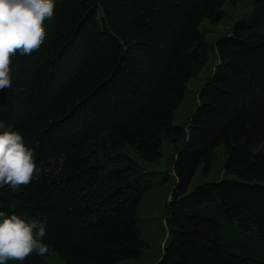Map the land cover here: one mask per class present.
<instances>
[{
    "label": "trees",
    "instance_id": "1",
    "mask_svg": "<svg viewBox=\"0 0 264 264\" xmlns=\"http://www.w3.org/2000/svg\"><path fill=\"white\" fill-rule=\"evenodd\" d=\"M236 6L239 0H230ZM227 0H55L38 52L12 61L0 121L21 133L42 170L0 211L47 225L65 264H120L150 248L138 212L160 175L143 162L176 150L168 242L156 264H264V0L209 45ZM219 58L187 126L175 124L189 82ZM224 147L232 177L190 190ZM161 178V182L167 180ZM46 253L7 264H48Z\"/></svg>",
    "mask_w": 264,
    "mask_h": 264
},
{
    "label": "clouds",
    "instance_id": "2",
    "mask_svg": "<svg viewBox=\"0 0 264 264\" xmlns=\"http://www.w3.org/2000/svg\"><path fill=\"white\" fill-rule=\"evenodd\" d=\"M54 7L55 0H0V92L13 86V58L39 51L46 37L44 22L53 17ZM41 171L35 150L12 125L0 121V188L19 194L22 186L39 179ZM17 205L13 200V211H0V264L49 251L44 243L46 223L21 218L14 211Z\"/></svg>",
    "mask_w": 264,
    "mask_h": 264
},
{
    "label": "rangeland",
    "instance_id": "3",
    "mask_svg": "<svg viewBox=\"0 0 264 264\" xmlns=\"http://www.w3.org/2000/svg\"><path fill=\"white\" fill-rule=\"evenodd\" d=\"M253 0H239L234 6L230 0L222 8L224 13L223 20L219 24H213L209 20L205 21L201 30L206 33L209 45L222 37L231 34L235 23L243 17L249 15L253 10ZM219 58L216 50L210 51V59L203 71L193 78L186 91V97L177 110L175 115V124L187 126L189 120L195 113L198 106V95L205 82L212 75ZM125 153L137 161L144 170L156 172L160 177L154 181L152 187L146 191L142 204L139 208L138 218L142 230V236L150 245V248L144 251L140 260H131L120 264H156L167 244L169 238L165 222L166 206L170 202L172 191L176 184V176L173 170L176 150L173 144L166 140L162 147V158L159 161L148 163L143 162L131 150ZM227 154L224 147H219L214 152L213 169L210 175H205L201 168L194 177L190 190L205 183H216L230 177L225 170ZM167 176V180L161 182V178ZM264 184V183H263ZM48 264H65L56 252L50 251L46 256Z\"/></svg>",
    "mask_w": 264,
    "mask_h": 264
}]
</instances>
